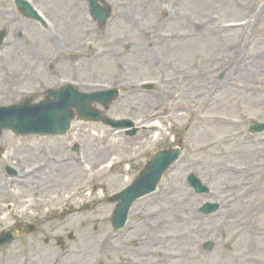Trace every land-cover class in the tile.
Instances as JSON below:
<instances>
[{"label": "rangeland", "instance_id": "obj_1", "mask_svg": "<svg viewBox=\"0 0 264 264\" xmlns=\"http://www.w3.org/2000/svg\"><path fill=\"white\" fill-rule=\"evenodd\" d=\"M106 1L110 13L100 28L87 15L85 0H30L45 26L21 16L12 0H0V31L17 39L0 47V105L31 94L42 99L62 80L76 82L83 92L118 88L105 112L137 127L128 135L127 129L75 119L58 137L2 131L0 233L32 230L0 248V264H264V159L258 156L264 154V132L249 131L264 122V0ZM243 19L245 26L231 25ZM251 72L263 81L243 87ZM7 73L18 80L8 82ZM147 79L150 89L141 86ZM92 82L107 87L86 90ZM161 87L187 94V109L175 118L174 103L167 101L171 111L158 135L145 132L149 141L136 148L144 128L138 120L164 93ZM207 91L213 94L205 99ZM170 141L181 148L180 158L114 232L108 198ZM11 153L22 159L13 166L15 176L5 170ZM48 158L58 159L57 166ZM111 158L118 163L111 165ZM99 165L103 169L90 178ZM189 174L207 193L193 191ZM205 202H220L219 209L201 213ZM171 214L179 220L164 225ZM165 232L174 236L163 237ZM172 250L179 255H164Z\"/></svg>", "mask_w": 264, "mask_h": 264}, {"label": "water", "instance_id": "obj_2", "mask_svg": "<svg viewBox=\"0 0 264 264\" xmlns=\"http://www.w3.org/2000/svg\"><path fill=\"white\" fill-rule=\"evenodd\" d=\"M89 2L92 15L103 22L105 14L97 12L95 0H89ZM18 3H20L19 0ZM19 6L24 7L23 3H20ZM104 11L107 12V8H105ZM25 12L33 17L36 16L35 12L27 6L25 7ZM53 96L54 99L52 101H43L39 105L25 108L21 112L12 108L0 107V129L9 127L19 134L56 133L64 131L71 118V115L67 113V108L74 100L73 91L72 89L67 88L63 92H55ZM90 98L91 96H80L78 97V101L88 103ZM84 107L80 108L84 109ZM82 112L83 110H80L81 115ZM176 155V153L168 155L162 152L156 154L146 165L132 186L119 195H123L124 197L114 211L112 222L115 228L123 225L126 214L125 210L127 211L133 200L155 188L156 182L162 171L176 158ZM189 179L192 184L198 185V182L194 177H190ZM200 189L201 190L198 191L203 190L202 188ZM216 208V205H206L204 207L205 210H214ZM16 235L15 232L1 235L0 245L9 242Z\"/></svg>", "mask_w": 264, "mask_h": 264}, {"label": "bare ground", "instance_id": "obj_3", "mask_svg": "<svg viewBox=\"0 0 264 264\" xmlns=\"http://www.w3.org/2000/svg\"><path fill=\"white\" fill-rule=\"evenodd\" d=\"M9 24H12V19H8L7 20V25H9ZM243 24V25H242ZM241 25V27H243V26H245L246 25V23L244 24V23H242ZM225 26V25H224ZM18 26H14V28H17ZM225 27H228V26H225ZM16 37H15V35H13L12 37H7L6 39H5V41L3 42V45H5V47H10L11 45H16L14 42H16ZM236 48V47H235ZM236 56H235V60H237V58H240L239 57V51L237 50L236 51ZM239 61H243V60H238V62ZM235 68H237V69H240V68H238V67H235ZM256 68V67H255ZM0 69H5V66H0ZM258 71V70H257ZM249 75H247L248 76V78H245V75H244V78H243V80H244V82L245 83H243V87H245V86H247L248 84V86H251V87H253V86H257V85H260L261 84V81H263V80H260L259 78H258V76H257V74H256V72H251V73H248ZM5 76V78H6V80L8 81V82H16L17 80H18V75H13V74H11V73H7V74H5L4 75ZM236 77L237 76H235V78H234V80L233 81H235V79H236ZM159 83V82H158ZM161 89L163 90V94H161V95H159V97L157 98V99H155V100H153V101H151V103L149 104V106H148V113H149V116L146 118V122H147V125H146V133L147 134H152L154 131H157V129L160 127V124H161V120H162V118L165 116V115H167V114H169L170 113V108H169V103H167V101H170L171 103H174V105L172 104V106H174L175 108H176V112H175V114H174V116H175V118H178V117H182L183 116V111H185L186 109H187V106H188V103H189V100H188V97H187V94H184V93H182V94H176V93H173L171 90H169V89H164L163 87H161ZM213 93L212 92H206V96H205V99H207L209 96H211ZM15 97V96H14ZM2 103H4V102H2V101H0V104H2ZM131 108H133L132 107V104H131V106H130ZM143 132V134L141 135L140 133H138V135L139 136H142V138L141 139H138V144H139V146H137L136 148H138V147H140V146H142V145H144L147 141H149V137L148 136H146V134L144 133V131H142ZM144 137H146V139H143ZM143 139V140H142ZM120 143V140H117V141H114V144L115 145H117V144H119ZM141 144V145H140ZM103 151H104V148L103 147H101V152L103 153ZM258 156H260L262 159H264V154H258ZM12 158H14V157H12ZM110 162H112L113 164H117V159L116 158H111L110 160H109ZM11 163H13V162H11ZM51 163H54V165H56L57 166V163H58V161H54V160H51ZM46 163H44V165H45ZM65 164V163H64ZM68 166L67 167H70L71 165L70 164H68V163H66ZM43 165V166H44ZM49 165V163L47 164V166ZM43 166L41 165L39 168H42L43 169ZM81 166H83V165H81ZM102 167H104V166H101V165H99V168L97 169V170H92V171H90V173H89V177L90 178H92L93 177V175L96 173V172H100L103 168ZM41 169V170H42ZM239 170H241V169H239ZM239 170L238 169H236L235 171H233L235 174H240L239 173ZM248 170V169H247ZM52 171H54L53 170V166H52ZM242 171V170H241ZM32 172H34V171H31V172H29V175L32 173ZM31 176V175H30ZM40 178V177H39ZM42 178V177H41ZM154 194V193H153ZM218 198H219V200H220V202L222 203V202H225V199H226V196L224 197L223 195H218ZM32 199H29L28 201H26L25 202V204H27V202L29 203V201H31ZM220 202L218 203V204H220ZM47 204V203H46ZM46 204H45V206H46ZM47 212H49V211H47ZM181 218L180 219H182L183 220V217L182 216H180ZM175 220H179V219H177V216L175 215V214H171L168 218H166L164 221H163V224L164 225H166V224H169V223H171V222H173V221H175ZM143 224L144 225H146V224H148V221H144L143 222ZM132 228H134V225H132L131 227H130V229H128L126 232H125V234L126 233H129L130 231H131V229ZM140 229H144V226H141L140 225ZM145 234V235H144ZM146 236V233H143V234H141L140 236ZM144 236L142 237V239L144 238ZM174 235L172 234V233H170V232H165L164 234H163V237H173ZM156 252H159V251H155V253ZM157 254V253H156ZM164 255L165 256H168V257H176V256H178L179 255V253H176L174 250H172L171 252H169L168 254H167V252L166 253H164Z\"/></svg>", "mask_w": 264, "mask_h": 264}]
</instances>
